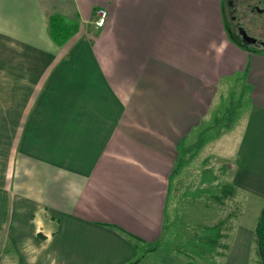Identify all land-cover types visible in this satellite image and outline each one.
<instances>
[{
	"label": "crops",
	"instance_id": "crops-1",
	"mask_svg": "<svg viewBox=\"0 0 264 264\" xmlns=\"http://www.w3.org/2000/svg\"><path fill=\"white\" fill-rule=\"evenodd\" d=\"M54 14L77 25L64 43ZM230 36L223 0H0V264H126L120 229L160 241L233 77L226 182L264 189V52Z\"/></svg>",
	"mask_w": 264,
	"mask_h": 264
},
{
	"label": "rangeland",
	"instance_id": "rangeland-1",
	"mask_svg": "<svg viewBox=\"0 0 264 264\" xmlns=\"http://www.w3.org/2000/svg\"><path fill=\"white\" fill-rule=\"evenodd\" d=\"M224 16L226 24L232 25V10L230 0H223ZM242 25L246 32L257 39L253 48L264 52V2L259 0H246L244 3L240 0L234 2V35L240 39L242 35L238 31V25ZM230 32V27L228 29ZM234 85L236 92L234 93ZM226 92V86H222V107L218 110L221 118L215 123V126L205 130L206 147L199 157L193 160L194 167L189 173L181 172L177 176V181L184 183L182 190L184 197L175 198L171 194L166 225L163 237L160 239V246L157 252L147 255L148 258L141 264H170L176 261L188 259L191 264L213 263V264H260L256 252L255 228L257 220L264 206V189L246 187L237 184L238 194L229 207L220 206L217 202L209 200V195L220 192L221 185L226 182V174L231 167L234 170L238 168V142L241 136V128L235 127L231 131V122L236 118L232 103L238 101L241 93L238 90L237 83L234 84V77L230 80ZM241 110L237 111V114ZM244 112V109L242 110ZM234 114L233 118L231 115ZM211 126V125H210ZM219 132V137L216 133ZM238 140V141H237ZM208 157V159H206ZM184 161L190 159H182ZM188 162V161H187ZM205 169V170H204ZM205 178L208 184L204 190L200 189L199 184ZM229 178V177H228ZM214 180L217 185H211ZM230 180V178H229ZM186 187H190L186 189ZM181 190V191H182ZM206 190V191H205ZM174 199H173V198ZM238 205V215L232 216L228 222L233 228L231 232L230 251L227 255H218L213 246L194 247L193 243L196 232L200 231L204 225L213 224L231 210L236 209ZM152 245V244H151ZM160 249V250H159ZM142 249H140L141 252ZM204 250L206 252L202 253ZM177 251V252H176ZM173 252V254H172ZM180 253V254H179Z\"/></svg>",
	"mask_w": 264,
	"mask_h": 264
},
{
	"label": "trees",
	"instance_id": "trees-1",
	"mask_svg": "<svg viewBox=\"0 0 264 264\" xmlns=\"http://www.w3.org/2000/svg\"><path fill=\"white\" fill-rule=\"evenodd\" d=\"M229 25L226 24L227 30L229 29ZM77 30V25L72 24L71 22H68L62 15L60 14H54L50 17V33L52 37L58 42V43H64L75 31ZM230 34V33H229ZM231 39L235 42H237L240 46H243L249 50H255L252 46L253 43H248L244 40L243 37L238 39L236 36L231 34ZM221 118L219 117L218 111H216V122H218ZM215 126L211 125L207 127V129H210L211 127ZM203 144V138H201L198 143H196V146H201ZM184 158H180L176 161V166L174 168V173H177L181 167L185 164L186 161L182 160ZM203 181L207 182L205 178H203ZM214 180L212 179L210 181L211 185H217L213 183ZM204 190V189H202ZM206 191V190H205ZM238 194V187L231 183V182H225L221 185L220 192L210 194L209 200H213L217 202L220 206H226L229 207L232 201H234ZM236 209L231 210L226 214L225 217L220 219L219 221L210 224V225H204L200 231L196 232L195 238L197 240L193 243L194 247L202 248L201 246H213V251L216 254H220L225 256L226 252L231 247L230 240H231V232H229L233 227L228 224L230 218L232 216L238 215V205L235 206ZM122 233H124L129 240L135 245L137 249V253L135 257L129 261L126 264H138L148 253L153 252L157 250L160 246V241L156 243L148 244L144 242L141 238L123 230L120 229ZM255 244H256V252L259 257V263L264 264V206L261 210V213L259 215V218L257 220L256 228H255ZM140 249L141 252H140ZM206 252L204 250L202 253Z\"/></svg>",
	"mask_w": 264,
	"mask_h": 264
},
{
	"label": "built area",
	"instance_id": "built-area-1",
	"mask_svg": "<svg viewBox=\"0 0 264 264\" xmlns=\"http://www.w3.org/2000/svg\"><path fill=\"white\" fill-rule=\"evenodd\" d=\"M107 16H108V11L104 8H99L97 10L96 26L102 27L106 22Z\"/></svg>",
	"mask_w": 264,
	"mask_h": 264
},
{
	"label": "flooded vegetation",
	"instance_id": "flooded-vegetation-1",
	"mask_svg": "<svg viewBox=\"0 0 264 264\" xmlns=\"http://www.w3.org/2000/svg\"><path fill=\"white\" fill-rule=\"evenodd\" d=\"M236 0H230V6H231V10H232V19H233V21H232V25L230 26V32H231V34L234 36V2H235ZM246 0H240V2H245ZM259 2H264V0H259ZM241 27H242V25H238V31H239V33H240V30H241ZM241 34V33H240ZM242 35V34H241ZM243 37V36H242ZM258 42V41H257ZM256 42V43H257ZM256 43H253V44H256Z\"/></svg>",
	"mask_w": 264,
	"mask_h": 264
},
{
	"label": "water",
	"instance_id": "water-1",
	"mask_svg": "<svg viewBox=\"0 0 264 264\" xmlns=\"http://www.w3.org/2000/svg\"><path fill=\"white\" fill-rule=\"evenodd\" d=\"M240 33L242 34L244 40L248 43H256L257 39L250 36L244 28H241Z\"/></svg>",
	"mask_w": 264,
	"mask_h": 264
}]
</instances>
